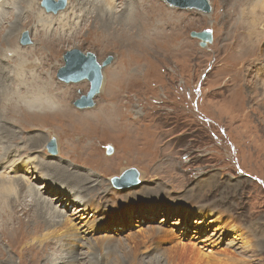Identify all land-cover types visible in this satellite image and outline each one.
<instances>
[{"label": "rangeland", "instance_id": "374dc122", "mask_svg": "<svg viewBox=\"0 0 264 264\" xmlns=\"http://www.w3.org/2000/svg\"><path fill=\"white\" fill-rule=\"evenodd\" d=\"M159 1L166 9L176 14L181 20V27L178 29L173 27L154 44L147 42L140 44L139 39L134 43H126V49H122L121 52L116 47L115 38L112 39L115 40L113 45H107L106 48L93 43L88 37V25L82 26V23L77 26H59L55 20L59 13H45L40 6V0H33L32 4L31 0H11L10 4L7 3L3 8L4 20L0 23V39L11 35L16 46L25 49L34 45L36 31L43 35L45 33L52 35L55 39L63 35L60 33L72 34L73 38L69 40L54 42L51 46L49 44L40 46L43 53L48 52L52 55L53 52V60H57L52 74L54 82L64 87H74L71 107L79 113L93 111L114 93L121 97L123 101L121 108L126 109V113L132 118L142 119L128 126L135 135L139 134L138 129L145 125H150L151 129H157L161 133V145L164 146L161 153L151 154L144 162L121 160L104 178L111 190L106 196L108 201L100 203V207L104 211H109L112 222L106 221L105 226L96 229L92 238L89 236L86 239L112 237L113 241L110 243L112 249L107 252L110 262L119 258L122 264H153L152 258L156 256L160 259L159 264H211L202 257L201 259L194 256L191 250L196 249L203 255L226 253L228 260L224 259L222 261L224 264H264V0H252V5L255 6L263 3V6L254 8L253 12L248 9L243 11L241 7L236 14H232L236 9V0H208L211 6L209 13L195 9H180L164 0ZM247 1L251 4V0ZM117 2L119 9L128 0ZM144 2L149 3L147 0ZM68 3L67 0L63 11L68 7ZM72 3L77 7V1L72 0ZM137 7L140 8L139 5ZM28 13L33 16L29 22ZM139 13L137 11L136 15ZM125 17L126 13L121 9L116 12L113 21L123 22L126 21ZM139 21L143 24L144 19L139 17ZM159 25H161L159 21L154 24ZM146 26L147 24L137 30L139 38L143 34V29L146 28L144 32H147L151 24ZM116 27L114 26V29ZM119 27L122 35L125 34L124 31H131L129 26ZM159 28L154 27V33H159ZM192 30H210L212 41L200 46V40L190 36ZM25 33L28 43L22 42ZM221 36L224 45L234 47L241 57L250 63L253 61L252 65L243 67L225 58L224 54L216 55L214 48L220 42ZM244 36H249V40L240 45V39ZM127 38L128 35L126 41ZM151 40L154 42L155 36H152ZM71 48L91 51L98 61L107 55L113 56L111 63L102 69L103 84L100 92L94 97L93 107L80 109L73 104L76 98L88 90L87 80L64 82L57 77L58 68L64 64L62 55L65 50ZM250 50L251 55L247 58L245 53ZM35 60L36 57L33 61ZM26 62L13 58L5 64L11 72L7 73L9 78L1 81L0 95L3 93L7 95L16 89L12 78L24 77V80L30 81L34 68L23 67ZM116 62L122 69L126 68L124 74L122 73L125 80H120L118 69L115 68ZM20 63L23 64L22 70L19 67ZM18 88L22 90V85ZM3 102L7 103L6 100ZM6 108H10L12 113L10 114ZM24 110V105L8 103L3 108V118L10 114L8 117L18 116L20 121L26 123L29 114L25 116ZM55 115L46 114L43 117L34 115L33 125L26 128L14 118H10L6 120L10 122L8 124L10 128L7 132L1 131L4 132L1 133L2 139L5 141L13 137L17 139L16 143L26 150V153L22 152L24 155L21 159L29 155L34 157L35 161L58 160L70 168H73V164V169L92 172L86 160L74 163L66 157H60L61 142L56 134V131H59L56 125L58 119L51 121ZM43 123H49L56 131H48L47 128L41 127ZM88 124H91V121ZM66 125L70 128L64 121V128ZM146 132L144 134L147 136L153 135L152 130ZM30 137L41 138L40 142L34 145L35 150L29 148ZM51 137L56 140L55 154L46 148ZM100 143L102 159L112 157L118 150V144L111 137L102 139ZM106 144L112 147L110 154L106 153ZM22 162L25 164L22 165L24 168L17 171L14 176L34 177L35 173L31 174L30 170H26L34 168L26 164L25 160ZM131 166L140 173L139 183L132 186H115L110 182L112 176L120 175L124 169ZM73 169L70 170L78 172ZM96 171L101 176L105 174ZM141 173L147 174L143 181ZM44 182L45 180H38L35 183L40 186ZM142 188L152 190L150 192L154 194L142 191ZM97 192L96 195L94 190L87 198L97 203L101 198L100 190ZM138 193L142 194L144 200L135 201L134 195L139 196ZM53 196L54 194L50 195L51 204L46 211L45 208L28 201L32 210V222L36 220L33 216L38 215L43 219H56L59 214L70 218L76 216L73 212L78 206L69 203V200L60 204ZM148 205H153L152 212L144 210ZM160 205L166 206L169 213ZM52 207L58 213L56 211L52 213ZM185 210L187 214H184ZM198 210L205 213V221L202 224L196 223L200 218ZM85 219L76 216L72 224H76L81 230L90 231L92 228L84 223ZM222 219H230L237 227L236 231L226 232L223 240L219 238L218 231L216 236L212 235L216 232L217 226L222 225ZM213 220L216 222L211 223ZM6 226L12 228L14 221L7 219ZM156 228L162 231L161 242L149 240ZM1 229L5 230L4 236L13 239L15 244L21 241L19 230L5 229L2 225ZM168 234L177 239H171V236L166 239ZM132 237H137L135 243L131 242ZM121 243L122 249L118 246ZM3 248L9 249L7 245ZM102 248L103 246L100 249ZM55 251L56 249L52 248L44 249L42 252L36 250V253L30 251L29 256L38 264H51L49 258L54 259L58 255L55 254L58 251ZM48 253V257H44ZM123 253L126 257L129 255L127 260ZM12 256L14 264H17V255L12 252Z\"/></svg>", "mask_w": 264, "mask_h": 264}, {"label": "bare ground", "instance_id": "6f19581e", "mask_svg": "<svg viewBox=\"0 0 264 264\" xmlns=\"http://www.w3.org/2000/svg\"><path fill=\"white\" fill-rule=\"evenodd\" d=\"M68 1V7L65 11L63 10L66 6L57 11L59 17L55 20L59 26H77L82 23V26L88 25V37L93 43L100 44L106 48L107 45L114 43L115 40L112 39L115 38L117 43L116 47L120 49V52L122 49H126V43H134L135 40L139 39L140 44L146 42L154 44L161 39L166 32L171 31L173 27H175V29L181 27V20L176 17L173 11L166 9L159 0H147L149 1L148 4L144 2L145 0H128V2H124V6L119 9H117L119 6L117 0H75L77 1V7L74 6L72 0ZM10 2L11 0H0V23L4 20L5 11L3 8L7 3L10 4ZM32 3L33 0H31V4ZM236 3V9L235 11L233 10L232 14L238 13L241 7L243 11L248 9L253 12L254 8L257 9L259 6H263V3L259 6L252 5V0L251 4L247 0H236ZM138 5L140 8L137 7ZM231 5L229 6V10L231 9ZM121 9L126 13V21H113L116 12ZM137 11L140 12L138 15H136ZM27 15V22H29L33 16L31 13ZM62 16L63 19H61ZM139 17L144 19L143 24L139 21ZM157 21H159L161 25L154 26ZM146 24L147 26L151 24V26H148L149 30L147 32H144L146 28L143 29V34L139 38L137 30ZM114 26L117 27L114 29ZM119 26H129L131 31H124L125 34L122 35L120 34ZM153 26L160 27V32L154 33ZM60 34L63 35L55 39L52 35H46L45 33L44 36L40 31H36V41L34 45L25 49L17 47L15 39L11 35L0 39V86L3 79L9 78L7 73L9 71L11 72V69H8L5 64L10 62L13 58L27 61L24 65L22 63L19 64L21 70L23 69L22 65L23 67L34 68L30 75V81L24 80V77L19 79L12 78V83L15 84L16 89L7 95H3L5 93L0 95V227L2 225L5 229L19 230L22 236L21 241H17L15 244L13 239L4 236L3 233L5 230H0V264H14L12 252L17 255V264H38V262L30 259V251H35L36 253V250H41L42 252L47 248L56 249V251H58L55 253L56 255L58 254L56 258H49L50 260L48 261H50L51 264H122L119 258L110 262L111 259L107 252L112 249L110 246L112 245L110 243L113 241L112 237L105 236L98 240L86 239V237L89 236L92 238L96 229L100 226H105L106 221L112 222V216H110L109 211H104L100 207V203H106L108 201L106 196L111 190L104 178L110 171L117 167L116 163L121 160L125 162L140 160L144 162L151 154L156 152L161 153L164 147L161 145L162 136L157 129H151L150 125L140 127L138 129L140 133L135 135L134 131L128 126L142 119H139V117L132 118L129 113H126V109L123 110L121 108L123 103L121 97L114 93V95L112 94L108 99H105L104 102L99 104L93 111L79 113L73 109L70 105V101L74 87H64L54 82L52 74L57 60H53V52L52 55L48 52L43 53L44 51L40 48L43 44H49V46H51L54 42H63L73 38L70 33L69 35H67L68 33ZM126 35H128L127 41ZM152 36H155L154 42L151 40ZM257 36L258 39L256 40L258 41L259 35L257 34ZM248 40L249 36L242 37L240 39V45ZM224 44L221 36L220 42L214 48V53L216 55L224 54L225 58L243 67L252 65L253 61L250 63L241 57V54L237 53L234 47ZM5 45L7 46L5 47ZM251 50L245 53L247 58L250 57ZM57 56L58 54L55 58H57ZM35 57V62L37 61V63L33 61ZM115 68L118 69L120 80H125V76H123L122 73L124 74L126 68L122 69L117 62ZM120 84H122V82H120ZM19 85H22V90L18 88ZM3 100H6L7 103H4ZM12 102L24 105L25 116L29 114L26 123L20 121L18 116L8 117L12 113L10 108H6L10 114L6 118H3V108L8 103ZM46 114H50V116L51 114H56L51 118V121L55 118L58 119L56 125H58L59 131L52 129L49 123H43L41 127L47 128L48 131H56L61 142L60 157H66L74 163H80V161L86 160V162H89V166L94 172L92 170V172H82L78 169H73V164V168H70L69 165L58 160L44 162L43 160L37 161L36 159V162L34 157H30L29 155L25 156V159H21L24 155L22 152L26 153V150L16 143L17 139L15 137L8 141L2 139L1 133L7 132L8 128H10L8 125L10 122L6 120L14 118L16 122L26 128V126L33 125L34 115L43 117ZM64 121L70 125V128H68V125H66L67 129L64 128ZM89 121H91V124H88ZM99 122H101V125H99ZM147 130H152L153 135L150 134V136H147L144 134ZM106 137H111L116 141L118 150L115 151L112 157L102 159L99 147H101V140ZM40 140V137H34V139L30 137L29 148L35 150L36 147H34V145L36 146ZM42 146H44V142ZM23 160L27 162L26 164L34 168V170L30 168L26 169L30 170L31 174L35 173L34 177L30 175L14 176L17 171L24 168L22 167V165H25L22 162ZM69 168L78 172H72ZM118 169H120V166ZM96 170L105 173L104 176H101ZM47 172H49V174ZM146 175L145 173H141L142 181ZM43 179L45 180L44 184L40 186L36 185V181H44ZM158 185L160 186V184ZM94 190H96V195L98 194L97 190H100L99 193L101 198L98 199L97 203L87 198L88 194L92 193ZM141 190L147 191L143 188ZM148 191L149 194H154L150 192L152 190L148 189ZM52 194H54L53 198H56L60 204L65 200H69V203L78 206L73 214L82 216L84 219L86 218L84 223L92 229L90 231L81 230L76 224H72L76 216L70 218L60 214L56 219H43L40 215L33 216V219L36 220L32 222V210L28 201L35 203L40 208H45L46 211L48 205L51 204V199L49 198ZM138 194L139 196L134 195L135 201L144 200L142 194ZM26 198H29V200ZM152 206L148 205L144 207V210L152 212L154 209ZM161 207L163 208L164 206L162 205ZM163 210L167 212L168 208L165 206ZM54 211L56 210L53 209L52 213H54ZM198 212L200 218L196 220V223L199 222V224H202L205 221V213L201 210H198ZM56 213H58V211H56ZM184 214H187L186 210ZM53 217L54 216H52V218ZM7 219H12L14 221V226L12 228L6 226ZM214 222L216 221L213 220L211 223ZM233 230L236 231L237 227L231 223V220L222 219V225L217 226L216 232L212 235L216 236L218 231L219 238L223 240L225 233ZM161 233L162 231L156 228L153 237L149 240L155 239V242H157V240L161 242L163 238ZM170 236L171 235L168 234L166 239H169ZM171 239L177 238L171 236ZM130 240L135 243L137 237H132ZM4 245H7L9 249L5 250L3 248ZM121 245L122 243L118 246L120 247ZM102 246L103 248L100 249ZM19 248L20 250H18ZM120 248L122 249V247ZM191 252L194 256L202 257L207 263L210 262L211 264H224L222 261H224V259L228 260V255L224 252L208 255H203L196 249H192ZM48 255L49 253L44 255V257H48ZM128 256L126 257V254L124 255L126 260ZM152 262L153 264H159L160 259L155 256L152 258Z\"/></svg>", "mask_w": 264, "mask_h": 264}, {"label": "water", "instance_id": "95a60500", "mask_svg": "<svg viewBox=\"0 0 264 264\" xmlns=\"http://www.w3.org/2000/svg\"><path fill=\"white\" fill-rule=\"evenodd\" d=\"M171 6L180 9H195L203 13H209L211 6L208 0H164ZM40 6L46 12L57 13L66 6V0H40ZM190 36L200 40V46L212 41L210 30L190 31ZM23 43H28L27 34H24ZM64 64L58 68L57 77L64 82H79L87 80L89 88L85 94L76 98L73 104L80 108H90L94 106V97L100 92L103 84L102 69L111 63L112 55H107L103 60L98 61L96 55L91 51H82L79 48L65 50L62 55ZM106 153L110 154L112 147L106 144ZM50 153L57 152L56 140L51 137L46 144ZM140 173L135 167L124 169L120 175L112 176L110 181L115 186H132L140 181Z\"/></svg>", "mask_w": 264, "mask_h": 264}]
</instances>
